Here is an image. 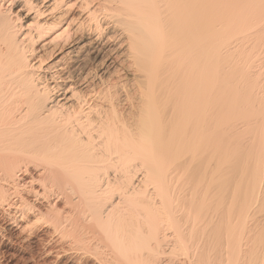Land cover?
Returning <instances> with one entry per match:
<instances>
[{
    "label": "bare ground",
    "instance_id": "1",
    "mask_svg": "<svg viewBox=\"0 0 264 264\" xmlns=\"http://www.w3.org/2000/svg\"><path fill=\"white\" fill-rule=\"evenodd\" d=\"M208 219L264 264V0H0V264H200Z\"/></svg>",
    "mask_w": 264,
    "mask_h": 264
},
{
    "label": "rangeland",
    "instance_id": "2",
    "mask_svg": "<svg viewBox=\"0 0 264 264\" xmlns=\"http://www.w3.org/2000/svg\"><path fill=\"white\" fill-rule=\"evenodd\" d=\"M134 102L136 103V100H134ZM202 223H203L202 228H199V229H196L193 231L194 237L192 238V242H193L194 246L196 245V243H198L199 240L202 242L201 244H205V246H202L201 249L198 250V253L201 252V255L199 257V263L200 264H210L211 261L213 260L212 253L214 251L213 242L216 240L215 235H216L218 230H222L221 233L225 234L227 223H225V221L221 222V223H215L209 219L207 221H203ZM191 224H192V221H189L186 224H185V222H183L182 229L186 228L188 226H191ZM225 238H221V242L222 241L224 242ZM52 246L54 247L55 245H52ZM45 248H47V249L44 250L43 247L38 248V249H33V251H31L29 253L31 255H33L35 261L40 263V264H42V263L43 264H62L63 261L65 259H67L66 257H64L62 259L59 258L57 261L56 254L47 256V250H48L49 246H47ZM192 250H193L192 247L188 251L174 250L172 248H168L166 251V254L162 258L163 264H187L188 262H190L192 260V258L194 256L192 254L193 253ZM110 251H111V248L106 247V246L103 247V252L105 254H107L108 252L110 253ZM223 253H224V249L222 247V254L220 256V260H218V262L220 264H223L222 263L223 261H224V263L227 262L226 256L223 257ZM196 255H195V257H196Z\"/></svg>",
    "mask_w": 264,
    "mask_h": 264
}]
</instances>
